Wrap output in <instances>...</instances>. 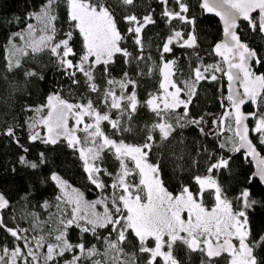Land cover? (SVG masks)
<instances>
[{"label":"snow or ice","instance_id":"obj_1","mask_svg":"<svg viewBox=\"0 0 264 264\" xmlns=\"http://www.w3.org/2000/svg\"><path fill=\"white\" fill-rule=\"evenodd\" d=\"M56 2L57 0H44L40 10L27 17L35 19L38 24L26 25L28 39L25 47L13 46L9 51L8 68L13 70L21 66L20 59H12L17 53L27 56L28 50L33 55L47 52L56 69L72 85L81 84L78 76L83 78L88 92L97 94L98 104L92 99L73 103L62 98L59 91L51 93L46 105L35 109L37 114L44 108L48 111L46 115L31 120L29 127L32 134L29 139L50 145H56L61 139L65 140L68 147L78 152L90 184L100 190L111 188L113 192L110 200L104 198L88 202L83 193L71 188L59 174L52 173L48 179L58 186L61 195L56 197L55 205L45 202L42 207H55L56 211L51 213L49 220L43 221L45 224L51 221L55 226L47 235L39 237L26 235L28 229L8 228L4 224L2 212L10 207V202L0 193V228H4L15 241L23 244V247L18 243L11 249L0 248V264H41V257L38 255L40 249H46L42 264H61V261L63 264H138L137 254L125 251L126 242H131L129 233L138 242V252L146 254L142 264H180L174 255V249L180 246L189 252H198L203 257L201 264H214V259L223 254H227L228 264H264V235L253 237L248 219V212L259 201L251 198L250 191L245 189L236 198L238 207L234 210L233 202L227 198L218 179L211 175L213 172L219 175L221 170L229 172L231 156L218 157L209 164V175L194 178L198 185L195 193L188 186H183L176 195L164 187L160 178L161 163L148 161L149 153L154 148L159 152L175 140L173 133L179 135L178 128L192 125L203 134V128L199 127L203 118H189L188 108L196 95V84L201 80L216 81L217 72H223L229 81L227 100L230 102V110L224 112L219 122L223 124L231 118L234 132L231 146L225 142L219 148L228 147L230 152L245 149L247 156L253 159L259 156L255 145L249 139L246 121L250 117L257 121L252 131L259 134V142L264 145V114H245L241 107L249 101L264 106V74L257 75L252 68L253 63L260 64L262 60L255 49L241 41L236 29L238 21L242 19L248 22L252 31L258 30L264 34V0H201L200 7L207 13H214L223 22L225 39L217 43L213 51L226 68L201 63L191 70L190 78L182 82L184 87L179 86L173 79L178 71L175 67L176 60H164V54L171 53L173 45L189 49L198 46L196 18L189 15L190 6L186 0H172L175 7H169L170 0H158L163 5L161 15L166 18V23L178 21L190 26V30L187 34L180 28L170 30V35L165 38L161 48L162 65L158 71L162 79L159 91L149 93L143 104L138 100L135 91L136 81L129 79L127 72L120 80L107 77L108 65L114 62L116 54L126 58V62L131 57V53L120 46L126 37L122 36L117 26V20L110 10L111 4L101 0H65L71 27L65 38L57 40ZM120 3L133 6L135 0H120ZM123 20L128 25V35L142 53L144 30L156 21L151 13L142 17L128 14L123 16ZM73 30L78 31L83 40L82 54L75 63L70 59L77 55L70 43ZM14 36L24 39L25 33L18 32ZM132 59L139 61L144 57L138 55ZM100 65L104 66L106 76L107 87L103 90L96 83L95 75ZM25 76L43 79L35 71H27ZM237 82L243 89L242 92L233 88ZM129 87L133 89L131 92L128 91ZM182 93L185 98H181ZM100 106H103V111ZM141 106L149 109L157 118L149 126L142 145L128 144L123 139H113L105 133L102 127L105 122L117 133L132 131L130 122ZM180 108H183V113L177 111ZM70 119L73 121L72 127H69ZM41 126L46 129L43 136L36 131ZM152 133L158 134L159 143ZM3 134L12 137L19 145L14 127L9 126ZM21 147L23 148L22 145ZM23 151L27 153L28 149L23 148ZM106 152L111 153L119 162L120 170L117 174L109 173L103 167L102 161ZM129 162L133 165L132 168H129ZM19 163L37 170L47 160L40 153L38 162L28 161L26 156H21ZM103 176L112 177L113 182L106 185ZM131 176H138L139 182L132 183L129 180ZM254 178L264 182V159L259 160L254 176L249 177V183ZM208 190H211L215 200V205L210 209L204 205V194ZM97 204L103 205V212L96 211ZM29 215L38 227L41 223L39 217L34 213ZM70 228H76L81 233H90L96 240L101 241L104 251L101 252L95 244L86 247L82 239L77 243L71 242L68 238ZM101 229H108L106 236L99 232ZM150 239L154 241L153 247L148 245ZM233 240L238 243H233ZM66 253L70 254V258H65ZM101 256L104 257L103 260L96 258Z\"/></svg>","mask_w":264,"mask_h":264},{"label":"trees","instance_id":"obj_2","mask_svg":"<svg viewBox=\"0 0 264 264\" xmlns=\"http://www.w3.org/2000/svg\"><path fill=\"white\" fill-rule=\"evenodd\" d=\"M106 4H111V9L117 20V26L126 38L121 41L120 46L126 48L131 57L124 58L120 54L114 56V62L108 65L107 77L120 80L125 72L128 73V78L136 81L135 91L138 100L143 102L148 98L149 93H157L161 82V75L158 68L162 65L161 48L165 38L170 35L172 28L183 29L184 32L190 30V26L180 24L178 21H173L171 24L166 23L161 13L163 5L158 0H135L133 6H124L120 0H101ZM190 6V16L196 18L195 31L197 35L196 48H181L173 45L171 53L164 54V60H176V76L173 79L176 83L184 87L183 81H187L191 76V70L199 64L211 65L218 58L214 55V46L222 38V27L218 19L211 16H205L200 7L201 0H186ZM44 0H0V192L10 201V207L3 210L2 216L4 224L8 228L21 229L22 225L34 223L33 217L29 213H34L39 217L41 223L49 220L51 213L55 212V207L44 209L42 205L48 202L51 205L57 203L56 197L59 196V188L48 177L52 173L59 174L68 184L81 193L87 199L95 200L99 196L111 198L113 190L105 188L100 190L86 178L83 170L82 162L79 159V154L74 149L68 147L66 141L59 142L56 145L44 144L40 140L31 141L29 139L32 134V129L29 127L32 119H38L39 116L47 114V108L39 114L35 109L46 105L47 98L51 93L59 91L62 98L69 102H83L85 99H92L98 104L96 99L97 94L89 93L83 84V78L80 85H72L71 81L61 74L52 63L47 52L33 55L30 50L27 56H20L19 53L12 59H20L21 66L13 70H9L10 62L9 51L15 48H24L26 36L24 39L15 37L18 32L25 33L26 25L31 23L33 19L27 17L40 10V6ZM169 7H175L172 0L169 2ZM151 13L155 24L149 25L143 33L144 50L139 52L133 39L127 33L128 25L124 22L123 16L135 14L142 17ZM55 14L57 19L56 39L65 38V34L70 30V22L68 18V6L65 0H57L55 5ZM256 16V15H255ZM238 33L241 40L244 41L249 48L255 49L262 63H253V71L256 74H264V34L258 30L252 31L247 23H241ZM11 38V39H10ZM73 50L77 53L75 57H70L75 63L83 51L82 36L78 31L73 30V39L70 42ZM202 54H198V51ZM141 55L143 60L132 59ZM104 66H98L96 70V83L103 90L107 87L105 84ZM35 71L43 76V79L37 77H26L25 72ZM211 73H208L210 75ZM217 80H201L196 84V95L192 103L189 105V118L200 119V128H203V134L196 126L188 125L182 129L178 128L176 133H173L175 140L168 147L162 148L159 152L156 148L149 153V163H161L160 178L163 181L164 187L173 195L178 194L183 186H188L194 193L198 190V185L195 183L196 176H206L208 166L218 157L227 158L231 156L230 171L224 172L221 170L217 175L211 173L214 178L222 186L227 198L233 202L234 210L238 207L236 198L239 194L248 189L251 193V198L259 201L252 210L248 212L249 226L252 230L253 237L264 235V186L257 179H252L249 183V177L253 176L254 168L249 159L242 152H230L228 147L221 149L219 145L227 142L231 146L230 138L233 137L231 130V118L226 120L228 131L223 134L220 132L221 124L220 117L223 116L228 105L230 104L226 96V83L220 73H215ZM11 82V83H10ZM133 89L129 87L128 91ZM182 98H185L183 93ZM32 109V110H29ZM103 111V106H100ZM183 113V108L177 110ZM249 113L256 112L257 115L264 114V106L251 104L246 107ZM212 114L217 119L216 129L207 131L205 127L204 116ZM115 118V114H113ZM157 121L154 114L147 108L141 106L130 122L132 131L130 132H115L105 122L102 127L107 135L113 139H123L125 143L132 145H142L145 142L146 135L149 132V126ZM175 123V121H172ZM257 121L252 118L251 127L253 128ZM230 124V125H229ZM9 126L15 128V136L19 140V145L12 137L4 135V131ZM212 134H209V133ZM157 138V133H152ZM82 136V134H80ZM230 136V138H229ZM229 138V139H228ZM170 141L172 138H169ZM252 139L261 155L264 158V145L259 142V134H252ZM167 143V142H166ZM28 149L27 153L23 148ZM43 153L47 163L41 165L37 170H32L19 163L21 156H26L28 161H39V154ZM159 158V159H158ZM103 167L113 174H117L120 170L119 162L111 155L105 153L102 161ZM129 168L133 165L128 164ZM106 185L113 182V178L103 176ZM129 180L132 183H138V176H131ZM204 205L211 208L215 205L214 196L211 190L204 194ZM23 214L27 216L24 218ZM54 220V217L52 218ZM52 224H45L49 227ZM99 232L102 236H106L108 229H101ZM130 236V244L126 242L125 251L129 254L136 253L138 264H142L144 256L138 252L137 240ZM68 238L71 242L77 243L81 239L86 247L93 244L103 252L104 248L101 241H98L90 233H81L76 228L68 230ZM21 244L15 241L10 234L0 228V248H13L15 244ZM150 247L154 246L152 240L148 241ZM174 255L180 261V264H201L203 257L198 252H189L186 248L180 246L174 249ZM65 258H70V254H66ZM103 260L104 257H96ZM159 259V258H158ZM62 264V261H61ZM214 264H228L227 255L215 259Z\"/></svg>","mask_w":264,"mask_h":264},{"label":"rangeland","instance_id":"obj_3","mask_svg":"<svg viewBox=\"0 0 264 264\" xmlns=\"http://www.w3.org/2000/svg\"><path fill=\"white\" fill-rule=\"evenodd\" d=\"M31 24H34V25H37L38 24V22L35 20V19H33V21L31 22ZM37 35H39V33H37ZM25 36H26V40L28 39V37H27V29H26V31H25ZM211 65H219L221 68H224V66H223V63H222V61L220 60V59H217V60H215V61H213L212 63H211ZM218 73H220V74H222L223 72H218ZM182 98V97H181ZM226 110H230V108H229V105H228V107H227V109ZM86 120H87V118H86ZM213 120L216 122V123H213L212 124V127H211V130H214V129H216V126H217V119L215 118V116H214V118H213ZM69 127H72V124H73V121L70 119L69 120ZM230 125V124H229ZM221 126V128H220V132H222V134L225 132V131H228V124H226V120L224 121V123L223 124H221L220 125ZM254 128V127H253ZM252 128V129H253ZM233 129V123H232V121H231V130ZM36 131H39L40 132V134L43 136V135H45L46 134V130L43 128V126H41V127H38L37 129H36ZM80 134H82V133H79V135ZM232 134H234V132H233V130H232ZM83 135V134H82ZM229 138H230V136H229ZM228 138V139H229ZM230 143H232V141H231V138H230ZM71 188H74V187H72L71 186ZM76 189V188H75ZM61 195V190L59 189V196ZM83 196H84V199L86 200V201H88V202H95V201H98V200H101V199H104V198H107V199H111V198H109V197H106V196H99V197H97L95 200H89V199H87L86 198V196L83 194ZM62 207H65L63 204L61 205ZM110 207H111V205H109ZM69 209H70V206H67ZM103 205L102 204H97V206H96V211H98V212H103ZM185 215V218H186V216H187V214L185 213L184 214ZM23 216H24V218L25 219H27V216H25L24 214H23ZM55 225H54V223H52L49 227H47V226H45L44 225V223H40L39 224V226L37 227V226H35V224L34 223H30L29 225L28 224H25V225H22V227H21V229H28L29 231H28V233H25L26 235H29L30 237H39L40 235H47V233L54 227ZM165 239H167V237L165 238ZM151 240V239H150ZM233 241H235V240H233ZM152 242H154V241H152ZM235 242H237V241H235ZM238 243V242H237ZM21 247H23V245H21ZM165 250H167V249H165ZM45 251H46V249H40V250H38V255L41 257V264H42V258H43V255H44V253H45ZM67 254V253H66ZM65 254V255H66ZM62 264H63V262H62Z\"/></svg>","mask_w":264,"mask_h":264},{"label":"water","instance_id":"obj_4","mask_svg":"<svg viewBox=\"0 0 264 264\" xmlns=\"http://www.w3.org/2000/svg\"><path fill=\"white\" fill-rule=\"evenodd\" d=\"M201 9H202V8H201ZM202 11L204 12V15H205V16L215 17L216 19L219 20V22H220V24H221V27H222V38H221V40H220L218 43L222 42V41L225 39V37H224V33H223V22L220 20L219 17L215 16L214 13H207V12H205L203 9H202ZM253 15L255 16L256 14L254 13ZM241 23H247V24H248V22H246V21H244V20H242V19L239 20V21H238V28L236 29L237 33H238V30H239V27H240V24H241ZM238 35H239V33H238ZM239 36H240V35H239ZM240 39H241V37H240ZM241 41H242V40H241ZM242 42H244V41H242ZM244 43H245V42H244ZM214 55H215V54H214ZM215 56H216L218 59L221 60V58H220L219 56H217V55H215ZM113 60H114V58H113ZM222 63H223V62H222ZM100 66H103V65H100ZM223 66H224V68H226V65H225L224 63H223ZM252 68H253V65H252ZM257 75H260V74H257ZM222 76H223V78H224V80H225V83H226V96H228V95H229V81L227 80V77H226L223 73H222ZM233 88H234V89H239L241 92L243 91V89L241 88V86H240V84H239L238 82L235 83V84L233 85ZM228 102H229V101H228ZM229 104H230V102H229ZM251 104H253V103H252L251 101H249V102L245 103L244 105H242V107H241V111L244 112L245 114H248L249 112L246 111V107L249 106V105H251ZM229 108H230V107H229ZM251 120H252V118L250 117V118L246 121V123L248 124V127H249V133H248L249 139H251L252 142H253L252 134H257V133H255L254 131H252ZM45 130H46V129H45ZM63 141H65V140H63V139L60 140V142H63ZM253 144L255 145L254 142H253ZM255 147H256L257 152H258V154H259V156H258L256 159H253L252 157L247 156V153H246V150H245V149H241V151H240V152H242V153L245 154V157H246L247 159H249V161H250L251 164L253 165V168H254L253 176H254V174H255V172H256L257 164L259 163V160H260V159H264L256 145H255ZM255 179H257L258 181H260L258 178H255ZM260 183L264 186V182H261V181H260ZM0 193H1V192H0ZM6 198H7V197H6ZM9 202H10V201H9ZM7 209H8V208H7ZM4 210H6V209H4ZM233 243H235V241H233ZM223 255H227V254H223ZM223 255H222V256H223ZM222 256H221V257H222ZM219 258H220V257H219ZM215 259H218V258H215ZM215 259H214V260H215Z\"/></svg>","mask_w":264,"mask_h":264},{"label":"built area","instance_id":"obj_5","mask_svg":"<svg viewBox=\"0 0 264 264\" xmlns=\"http://www.w3.org/2000/svg\"><path fill=\"white\" fill-rule=\"evenodd\" d=\"M199 55L202 54V52L199 50L197 52ZM214 116L212 114H206L204 116V121H205V127L207 131H211L212 124L214 122L213 120Z\"/></svg>","mask_w":264,"mask_h":264},{"label":"flooded vegetation","instance_id":"obj_6","mask_svg":"<svg viewBox=\"0 0 264 264\" xmlns=\"http://www.w3.org/2000/svg\"><path fill=\"white\" fill-rule=\"evenodd\" d=\"M235 243H237V242H235Z\"/></svg>","mask_w":264,"mask_h":264}]
</instances>
